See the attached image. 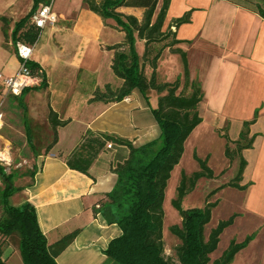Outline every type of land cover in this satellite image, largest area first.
<instances>
[{
  "label": "crops",
  "instance_id": "crops-1",
  "mask_svg": "<svg viewBox=\"0 0 264 264\" xmlns=\"http://www.w3.org/2000/svg\"><path fill=\"white\" fill-rule=\"evenodd\" d=\"M31 5L32 0H0V16L10 20L11 28L30 10ZM119 10L136 16L141 13L138 8L122 7ZM188 10H191L189 21L173 30L180 40L177 47L186 53L190 77L198 80L203 98L199 104L201 122L191 130L184 146L189 140L193 143L202 140L207 132H215L219 136L225 127L228 136L236 139L242 121L250 119L256 108L257 119L250 125V133L256 136L252 147L243 150L246 166L242 182L250 181L251 184L245 190L231 188V194L245 210L253 206L248 212L257 218L261 210L254 209V205L258 198L256 204L260 206L259 188L255 178L248 175V170L251 161L255 164L256 173L264 163V125L259 127L264 115V19L232 0H169L164 27L173 17H179ZM55 14L56 23L41 29L31 54V60L37 62L45 73L47 87L29 90L23 100L26 102L31 92L37 93L45 114L49 104L59 119H69V122L57 128V142L48 152L41 149L40 154H32L31 172L16 173L14 185L18 189L9 201L13 205L28 201L34 207L39 228L48 244L78 230L73 240L55 257L57 264H110L103 250L110 239L120 234V229L115 223H108L98 207L115 183L116 175L112 168L125 158L128 150L116 144L104 147L87 174L69 168L64 158L87 129L128 139L134 145L155 138L159 129L150 103L136 89L127 96V100L88 101L96 86L101 88L110 83L117 87L121 84V79L113 74L110 67L113 51L106 48L121 42L124 37L123 31L114 28V21L102 19L84 3L75 13ZM9 44L4 40L0 22V54L5 50L11 51L15 63L10 68L2 65L6 75L14 74L19 64ZM169 54L176 53L168 49L162 51L157 67ZM103 58L107 59V65H99ZM173 67L172 80L181 73L180 58ZM104 69L106 78L100 82ZM169 79L162 81H171ZM10 96L12 98L13 95ZM231 119L237 120L233 128ZM2 124L3 112L0 144L10 145L1 133ZM46 130L51 132L47 119ZM258 144L257 154L251 159L247 157L248 151ZM209 155L206 154L208 159ZM223 162L222 168L228 162L225 156ZM13 196L16 203H12ZM241 212H244L243 208L237 211L238 214ZM238 218L237 215L229 227H234ZM247 246L235 254L230 264L240 261L238 258Z\"/></svg>",
  "mask_w": 264,
  "mask_h": 264
},
{
  "label": "trees",
  "instance_id": "trees-1",
  "mask_svg": "<svg viewBox=\"0 0 264 264\" xmlns=\"http://www.w3.org/2000/svg\"><path fill=\"white\" fill-rule=\"evenodd\" d=\"M50 0H32L30 10L13 23L6 16H0L1 32L4 40L11 43L21 40L33 45L39 38L41 29L30 22V16L40 3ZM86 7L102 19H112L114 28L123 31L121 42L106 46L113 51L111 70L121 79V84L113 87L105 83L96 86L88 101L116 102L127 97L133 90H138L148 102V94H157L156 105L151 108L157 123L158 135L144 143L134 145L130 140L108 134L85 130L69 154L65 156L66 165L82 173L88 169L98 153L108 143L125 146L128 150L125 158L112 168L116 175L112 189L100 202L98 210L108 223H115L120 234L109 240L103 253L110 264H230L235 254L246 247L255 233L247 234L242 240L232 238L227 246L215 258L210 254L217 248L220 234L230 226L237 213L220 219L205 232L211 218L212 209L218 199L211 198L221 189L231 187L245 190L251 182H242L246 160L243 150L251 148L255 134L250 133V125L257 119V109L252 118L241 123L236 139L228 136L227 128L219 132L224 140L223 154L229 164L235 163L233 176L214 188L204 198L202 206L183 208L182 200L196 186L200 178L220 177L208 165V156L199 157L193 151V158L198 168L190 173L181 170L175 188L172 206L179 214V223L168 226L169 232L177 239L172 253H166L162 234L163 200L167 181L172 168L179 162L184 150V142L191 130L201 122L199 104L203 92L198 80L190 77L185 51L177 47L180 42L173 30L189 21L191 10L179 17H173L164 27L169 0H82ZM257 13L264 19V0H232ZM160 2V3H159ZM122 7L138 8L140 16L125 13ZM143 41V52L139 56L134 48L135 39ZM164 49L179 55L181 73L171 81H158L156 76L157 61ZM14 54L16 55L14 49ZM17 57V56H16ZM32 75L38 76L36 85L25 87L19 95H13L17 106L22 111V121L26 143L32 154H40L33 143L32 128L28 123L27 107L23 100L29 90H41L47 87L46 76L40 65L28 60L25 63ZM150 68L149 75L145 67ZM46 119L51 129V140L43 148L48 150L57 142V128L64 126L69 119H59L58 114L49 104ZM31 172V171H30ZM16 171L1 174L0 184V245L12 235H16L14 249L19 252L23 264H57L55 257L78 230L63 235L56 242L48 244L39 228L34 207L24 201L19 205L10 203V196L18 189L14 185ZM0 264H5L1 257Z\"/></svg>",
  "mask_w": 264,
  "mask_h": 264
},
{
  "label": "rangeland",
  "instance_id": "rangeland-1",
  "mask_svg": "<svg viewBox=\"0 0 264 264\" xmlns=\"http://www.w3.org/2000/svg\"><path fill=\"white\" fill-rule=\"evenodd\" d=\"M82 3V0H53L52 10L56 13L68 15L73 12L75 13ZM8 42H10L9 46L13 51V45L11 44L10 39ZM134 48L136 53L140 56L143 52V42L136 38L134 42ZM174 59L176 63H179L178 54H169V56H164V58L161 59V62L156 69L157 80L159 82L162 80H170L169 78L172 80L174 72L173 64L175 63ZM2 65H7L8 68L15 65L11 51L5 50L0 54V74L7 76L5 71L2 69ZM99 65H107V59L103 58ZM104 72L105 69L101 73L100 82H103L106 78ZM145 73L149 75L150 69L148 67ZM2 88L3 86L0 81V101L2 100ZM39 97L40 96H38L37 93L31 92L30 96H27L26 102H24L27 107L28 123L32 128L33 143L38 150H41L51 140V132L46 130V114L43 111V108L40 106L41 101ZM156 99L157 94L155 92L152 91L148 94V102L150 103L151 108L155 107ZM1 109L3 112L1 133L10 141L13 163H16L22 159L27 160V164H23L21 167L16 169L11 168V171L14 170L17 173H26L31 170L30 164L32 159V151L29 149L26 143L21 108L17 106L16 100L8 95L3 100ZM255 110L256 108L252 111L251 118ZM231 121L233 128L234 121L237 120L231 119ZM263 125L264 115L260 119L259 127H262ZM223 146V138L218 136L215 132H207L200 141H194L193 143L191 140H189V142L184 146V150L179 162L172 168L165 187L163 200L164 217L162 234L165 242L166 253H172V248L177 243L176 237L169 232L168 226L173 223H179L180 221L177 210L171 204V199L175 196V188L179 180L181 169H183L186 173H190L198 168L197 163L192 156L194 151L197 152L201 158H204L208 153L210 154L208 165L215 174H218L222 169L226 170L220 177L217 178H200L195 188L182 200L183 208L202 206L205 195L218 184L229 180L235 172V163L229 164V162H227L226 166L222 168L224 163ZM259 148V144L253 147L248 151L247 157L250 159L254 157L259 151ZM254 165V162L251 161L248 175L255 178L254 182L257 183V187L259 188L257 193L259 194L260 206L256 204L257 198L254 209L257 210V208H259L261 211L256 215L257 218L252 217V214L248 211L252 210L251 208H253V206L249 210H245L244 206H240L239 201L233 198V195L231 194V187H225L218 195L215 194L211 200L218 199V203L212 209L211 218L205 227L206 233L217 223L218 220L228 217L232 212L237 213V211L241 210V208L244 209V212H241V214L237 213L239 218L237 220V224L234 227L231 228L228 226L220 234L217 248L210 254L211 258L217 257L227 246L229 240L232 237H234L236 240H241L245 235L254 232L255 236L252 239L251 244L247 246L246 250L244 249L243 252H241V256L238 258L240 261H237L235 264H264V163L258 167L257 173L254 172ZM16 178L17 177L15 176L14 180H16ZM16 202V197L13 196L12 203ZM15 244L16 235H12L8 240H5L0 245V249L2 251L1 257L5 264H23L19 252H17V249H14Z\"/></svg>",
  "mask_w": 264,
  "mask_h": 264
},
{
  "label": "built area",
  "instance_id": "built-area-1",
  "mask_svg": "<svg viewBox=\"0 0 264 264\" xmlns=\"http://www.w3.org/2000/svg\"><path fill=\"white\" fill-rule=\"evenodd\" d=\"M57 21V16L52 10V0L48 3H40L35 11L30 16V22L40 29L46 26H53ZM12 44V43H11ZM13 49L18 58L19 64L17 71L12 75L4 76L0 74V81L2 83V100L8 95H19L25 87L36 85L39 82V77L32 75L30 70L26 67V61L31 59L33 45L21 40L15 41ZM127 100V97L123 98ZM2 100L0 101V120L2 118ZM111 144L108 143L107 147ZM23 164H27V160L22 159L16 163H13V157L10 145L7 143L0 144V171L9 173L11 168L16 169ZM30 167L32 165L30 164ZM1 184V174H0Z\"/></svg>",
  "mask_w": 264,
  "mask_h": 264
}]
</instances>
